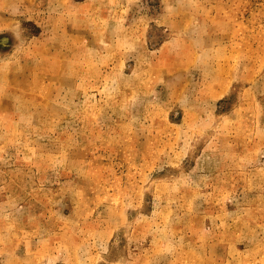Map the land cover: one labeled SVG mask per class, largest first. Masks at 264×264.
Listing matches in <instances>:
<instances>
[{
	"label": "rangeland",
	"instance_id": "obj_1",
	"mask_svg": "<svg viewBox=\"0 0 264 264\" xmlns=\"http://www.w3.org/2000/svg\"><path fill=\"white\" fill-rule=\"evenodd\" d=\"M0 264H264V0H0Z\"/></svg>",
	"mask_w": 264,
	"mask_h": 264
}]
</instances>
